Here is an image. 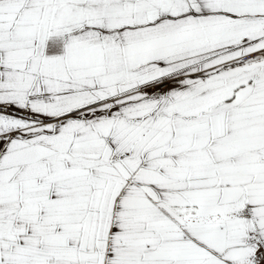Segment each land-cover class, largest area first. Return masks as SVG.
Masks as SVG:
<instances>
[{"label": "snow or ice", "instance_id": "obj_1", "mask_svg": "<svg viewBox=\"0 0 264 264\" xmlns=\"http://www.w3.org/2000/svg\"><path fill=\"white\" fill-rule=\"evenodd\" d=\"M0 264H264V0H0Z\"/></svg>", "mask_w": 264, "mask_h": 264}]
</instances>
